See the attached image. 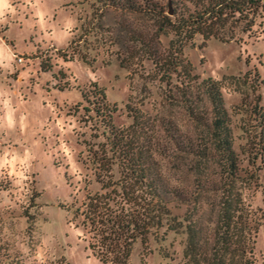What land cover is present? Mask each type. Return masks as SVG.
<instances>
[{"label": "rangeland", "instance_id": "1", "mask_svg": "<svg viewBox=\"0 0 264 264\" xmlns=\"http://www.w3.org/2000/svg\"><path fill=\"white\" fill-rule=\"evenodd\" d=\"M211 1L147 0L128 11L98 0H0V264H106L76 207L110 190L104 182L139 179L162 185L169 214L134 242L129 264H264V0L212 25L217 37L159 31L160 13L178 18ZM179 47L205 117L199 82L220 83L239 166L231 191L202 152V122L172 100L175 77L152 60ZM228 198L235 210L222 217Z\"/></svg>", "mask_w": 264, "mask_h": 264}, {"label": "trees", "instance_id": "2", "mask_svg": "<svg viewBox=\"0 0 264 264\" xmlns=\"http://www.w3.org/2000/svg\"><path fill=\"white\" fill-rule=\"evenodd\" d=\"M98 1L102 2L104 6L128 11H139L142 6L141 2H147V0ZM260 1L212 0L207 6L194 9L187 15H180L178 18L174 15L175 11L172 12V18L160 13L159 31L160 34H166L172 30L178 34L180 41L190 40L196 33H201L204 39H208L210 36L217 37L218 34L211 31L212 25L220 22L224 24L227 17L234 16L235 13L241 15L252 11L256 12L258 8L263 7L260 5ZM144 6L147 8L150 5L146 3ZM151 6L156 8L157 3ZM230 38L223 39V41ZM152 60L155 64L160 65L162 74L166 75L169 80L173 81V77H175V82L172 85V100L182 102L187 114L195 121L202 122L205 132L202 152L206 156L211 155L215 158L219 165V175L225 180L224 186L231 191L239 176V166L238 157L232 147L233 138L229 116L224 106L219 81L206 77L199 82L201 92L210 105L209 117H205L202 112L197 111L196 94L192 91V83L198 79V76L192 73L191 63L182 57L180 47L172 50V57L159 55L156 59L153 56ZM93 109L103 118L111 116V109L105 108L102 111L95 107ZM258 109L264 115V102ZM259 142L261 150H264V127L261 129ZM259 154L260 151H256L252 155L253 162ZM215 182L214 180L210 181L208 185L217 186ZM139 184H142V187L145 185L146 190ZM116 186L120 187V191L115 189ZM110 187L111 189L103 194L88 193L77 205L76 211L88 234V247L92 253L106 264H129L128 258L134 242L137 240L145 242L152 229L160 228L165 216L169 214L166 206L168 199L162 195V192L166 194V190L164 191L162 185L155 184L154 181L144 182L140 179L134 182L107 181L102 185V189ZM171 193L174 197L175 191L172 190ZM228 202H230L229 198L224 202V208L221 211L222 217H226L227 214L231 216L232 210H235V208L231 209V204ZM223 240L225 241L221 240L222 254L229 250L226 245L227 239ZM240 252L244 253L245 249L240 248Z\"/></svg>", "mask_w": 264, "mask_h": 264}, {"label": "water", "instance_id": "3", "mask_svg": "<svg viewBox=\"0 0 264 264\" xmlns=\"http://www.w3.org/2000/svg\"><path fill=\"white\" fill-rule=\"evenodd\" d=\"M170 13V12H169Z\"/></svg>", "mask_w": 264, "mask_h": 264}]
</instances>
